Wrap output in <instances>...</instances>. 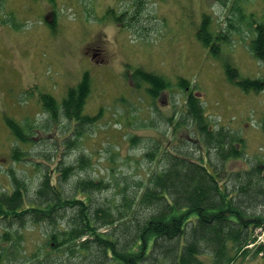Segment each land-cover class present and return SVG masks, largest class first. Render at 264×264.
Wrapping results in <instances>:
<instances>
[{"label": "trees", "instance_id": "trees-1", "mask_svg": "<svg viewBox=\"0 0 264 264\" xmlns=\"http://www.w3.org/2000/svg\"><path fill=\"white\" fill-rule=\"evenodd\" d=\"M219 1L228 10L226 27L217 30L212 13H205L196 35L201 46L215 57L234 59L235 43H248L250 53L264 64V0ZM110 12L120 17H115L118 22L126 18L115 9ZM57 15L54 9L52 30ZM242 25H247L246 31ZM93 55H100L96 62L106 60L98 48ZM225 72L229 82L246 93L264 92V77L242 76L235 62H228ZM133 78L139 86H148L147 94L154 100L173 87L169 78L143 68ZM93 82L91 74L84 73L61 102L50 93H41L40 105L50 116L42 127L7 117L11 136L23 145L10 151L11 158L18 163L29 160L23 147L38 142V129L43 132L36 137H44L43 141L50 137L58 144L68 143V148L82 145L90 136H85L88 129L103 117L102 111L96 116L86 114ZM177 86L187 91L185 120L174 125L173 117L166 119L175 126V134L189 124L199 155L192 156L182 145L178 150L177 137L158 140L146 156L162 167L138 183L141 192L123 189L118 193L120 199L108 203L94 199L95 194L111 188L102 179L82 177L70 185L73 173L91 166L92 159L83 153L69 166L54 157V173L46 168L52 166V156L47 155L37 165L43 169L42 180L33 195L27 182L9 169L11 188H0V264H242L250 257L264 260V241L259 240L264 232V161L239 163V170L228 167L244 158L246 139L214 127L189 81L180 77ZM62 115L75 126L70 138L58 136L52 128ZM28 226L47 228V236L37 243L39 251L30 255Z\"/></svg>", "mask_w": 264, "mask_h": 264}, {"label": "rangeland", "instance_id": "rangeland-1", "mask_svg": "<svg viewBox=\"0 0 264 264\" xmlns=\"http://www.w3.org/2000/svg\"><path fill=\"white\" fill-rule=\"evenodd\" d=\"M50 1L0 0V22L10 18L8 25L0 23V188L11 186L6 173L12 167L26 179L33 195L43 170L37 163L51 155L52 166L46 168L54 173V157L69 166L76 164L83 153L92 156L91 166L78 169L70 177V185L82 177L104 179L111 188L94 195L95 201L101 203L120 199L118 193L123 189L132 194L141 192L138 183L162 167L146 156L158 140L173 141L177 137L178 150L183 146L192 156L199 155L200 148L194 142L196 134L189 124L175 134L174 125L186 116L187 94L177 86L179 76L200 94L207 115L216 121V129L225 127L247 138L244 158L228 167L239 170V163L247 165L264 157V93H245L228 81L225 72L226 64L233 61L242 76L260 78L264 76V66L255 61L244 43H235L232 59L211 55L197 40L205 13L212 12L217 30L221 25L226 27L223 23L228 10L219 0H145L141 18L136 22L131 19L138 9H133L136 0H56L60 14L56 30L45 21ZM109 6L127 12L126 19L118 25L108 20ZM48 9L53 13L56 7L49 4ZM125 23L128 28L120 26ZM246 26L242 25L244 31ZM95 48L105 54L103 63L107 65L93 64L90 56ZM139 66L170 78L172 91L162 93L156 100L150 98L146 86H138L132 78ZM85 72H90L94 80L86 114L104 112L100 127L91 126L85 134L90 136L81 141L82 145L71 148L66 142L58 144L50 137L47 141L40 135L36 137L43 132L38 129V142L23 147L29 160H11L7 148H11L14 139L6 118L29 119L32 125L42 127L50 116L39 103L40 94H54L61 102ZM171 115L174 125L166 119ZM52 128L58 136L70 138L75 126L62 115ZM133 136L140 139L132 141ZM66 185L69 191L70 185ZM46 231L45 226L27 227L28 255L39 251L37 243L44 240ZM242 264H264V260L250 257Z\"/></svg>", "mask_w": 264, "mask_h": 264}]
</instances>
